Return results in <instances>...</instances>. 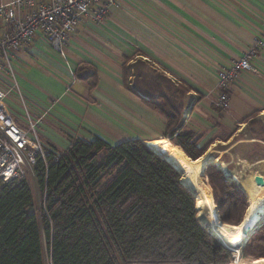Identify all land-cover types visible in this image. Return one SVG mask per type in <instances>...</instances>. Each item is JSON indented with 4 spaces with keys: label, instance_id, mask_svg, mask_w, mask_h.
I'll list each match as a JSON object with an SVG mask.
<instances>
[{
    "label": "trees",
    "instance_id": "1",
    "mask_svg": "<svg viewBox=\"0 0 264 264\" xmlns=\"http://www.w3.org/2000/svg\"><path fill=\"white\" fill-rule=\"evenodd\" d=\"M83 79L96 85L95 74ZM123 80L163 115L165 138L192 160L206 153L210 144L199 145L194 132L182 127L189 97L185 83L169 78L150 60L127 57ZM245 126L247 138L257 139L249 143L264 142V118L251 116ZM165 144L161 138L148 143H111L100 135L72 139L58 160L49 155L48 166L42 159L33 166L38 184L46 189L41 216L27 179L3 184L0 264H45V240L53 264L230 263L231 250L199 221L196 194L182 181L185 170ZM221 178L222 169L208 162L203 181L219 216L239 225L249 196L235 182L212 190L211 182ZM241 255V264L250 257L249 263L264 260V220L249 235Z\"/></svg>",
    "mask_w": 264,
    "mask_h": 264
},
{
    "label": "crops",
    "instance_id": "2",
    "mask_svg": "<svg viewBox=\"0 0 264 264\" xmlns=\"http://www.w3.org/2000/svg\"><path fill=\"white\" fill-rule=\"evenodd\" d=\"M111 9L109 29L100 31L104 22L81 24L69 35L65 56L40 35L18 56L20 85L46 147L63 151L72 139L95 135L111 143L161 138L175 147L165 138L163 115L125 86V57L150 60L188 86L182 127L201 146L238 135L251 116L264 118V49L255 70L231 84L228 110L218 106L217 87L219 70L264 39V0H121ZM94 74L91 87L83 78ZM22 113L16 118L25 126Z\"/></svg>",
    "mask_w": 264,
    "mask_h": 264
},
{
    "label": "built area",
    "instance_id": "3",
    "mask_svg": "<svg viewBox=\"0 0 264 264\" xmlns=\"http://www.w3.org/2000/svg\"><path fill=\"white\" fill-rule=\"evenodd\" d=\"M121 6V0H2L0 1V187L13 180L28 178L39 159L48 166V156L58 160L60 152L50 151L39 133L38 123L28 110L19 81L16 63L24 46L40 35L62 55H66L67 40L83 23L98 25L110 14L111 8ZM264 49V39L257 38L244 54L218 72V106L230 108L229 88L247 72L255 70L254 61ZM13 99L23 109L27 127H23L9 106ZM41 207H45L44 189ZM220 239V238H219ZM220 241L232 252L230 263L236 262V250ZM45 264H53L51 252L44 251ZM166 264H191L169 262ZM215 264V263H212Z\"/></svg>",
    "mask_w": 264,
    "mask_h": 264
},
{
    "label": "bare ground",
    "instance_id": "4",
    "mask_svg": "<svg viewBox=\"0 0 264 264\" xmlns=\"http://www.w3.org/2000/svg\"><path fill=\"white\" fill-rule=\"evenodd\" d=\"M251 140L256 141L255 139ZM214 151L213 148H210L203 156L192 160L179 147L172 146L170 148V154L185 170V176L182 180L200 197L197 203L198 218L201 217L212 233L216 234L224 243L236 250L237 260L231 264H241V248L249 234V231L245 230V226L251 221L258 223L264 219V185H257L254 181V176H252L251 193L243 221L239 225L223 221L219 216L213 194L202 179L203 170L208 162L213 161L216 165L218 163V167L224 170L222 166L224 163L212 156ZM234 179H238L237 175L234 176ZM206 208L208 209L207 213L205 212ZM238 237L239 239H237ZM261 262L260 264H264V260Z\"/></svg>",
    "mask_w": 264,
    "mask_h": 264
},
{
    "label": "rangeland",
    "instance_id": "5",
    "mask_svg": "<svg viewBox=\"0 0 264 264\" xmlns=\"http://www.w3.org/2000/svg\"><path fill=\"white\" fill-rule=\"evenodd\" d=\"M111 10H110V13L112 12ZM118 16L120 17V13ZM105 23L106 22L104 21L103 25L99 26V28L101 27L100 31L102 30V32H104L105 28L109 29V26L106 25ZM92 32L97 33L98 31L93 28ZM16 67H17V63H16ZM25 98L27 100L26 96ZM7 102L9 106L11 107V109L15 112V114H18L23 117V113H22L23 109L17 102H15L13 99H10V98L7 99ZM22 126L27 127V124L25 126L22 124ZM249 135L250 133L249 131H247V127L245 126V127H242V131L238 135L232 136L226 142H223L221 144L220 143L214 144L208 148V150L210 148L215 149L212 156L217 158L222 163H224V165H222L224 170H222L221 181L218 183L211 182L212 190H214L215 188H219L221 185L228 186L230 185L231 182H235L240 188H242L245 191V193L248 196H250V193H251L250 185H251V182L253 181L252 176H255L256 174H261L264 176V144L263 142H259V141H258L259 143H249V142H254L253 140L247 138L249 137ZM217 166H219L218 163H217ZM235 175H237L238 177V179L236 180L234 179ZM27 180L33 189L35 201L37 204V211L39 215L41 216V209H42L41 207L42 205L40 206V204L42 203L41 194L43 195L44 190L41 189L40 185L38 184L35 178L34 168H31L28 174ZM194 193L196 194V192ZM196 197H197V203H198V201L200 200V197L198 194H196ZM205 212L206 213L208 212L207 208ZM198 219L202 225H204L207 229H209L208 225L201 217H199ZM213 235L216 236L214 233ZM46 249H47V242L45 240L44 241V251H46ZM244 260L245 261L243 264L256 263V262H253V263L247 262V261L252 260L251 257L249 260H246V259ZM260 263L262 262L260 261L257 264H260Z\"/></svg>",
    "mask_w": 264,
    "mask_h": 264
},
{
    "label": "water",
    "instance_id": "6",
    "mask_svg": "<svg viewBox=\"0 0 264 264\" xmlns=\"http://www.w3.org/2000/svg\"><path fill=\"white\" fill-rule=\"evenodd\" d=\"M160 155V154H159ZM162 156V155H161ZM163 157V156H162ZM165 158V157H163ZM166 159V158H165ZM183 181V180H182ZM254 181L257 185H264V176L261 174H256L254 176ZM184 182V181H183ZM185 183V182H184ZM186 184V183H185ZM187 185V184H186ZM188 186V185H187ZM264 220V219H263ZM261 220L260 222L256 223V221H251L249 224H247L245 226V230L249 231V234L246 238V240L248 239L249 235L253 232V230L263 221ZM216 235V234H215Z\"/></svg>",
    "mask_w": 264,
    "mask_h": 264
},
{
    "label": "snow or ice",
    "instance_id": "7",
    "mask_svg": "<svg viewBox=\"0 0 264 264\" xmlns=\"http://www.w3.org/2000/svg\"><path fill=\"white\" fill-rule=\"evenodd\" d=\"M237 239H239V237Z\"/></svg>",
    "mask_w": 264,
    "mask_h": 264
}]
</instances>
